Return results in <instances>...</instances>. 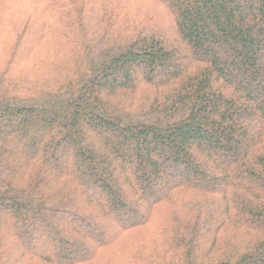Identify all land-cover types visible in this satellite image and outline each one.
<instances>
[{
	"label": "trees",
	"instance_id": "obj_1",
	"mask_svg": "<svg viewBox=\"0 0 264 264\" xmlns=\"http://www.w3.org/2000/svg\"><path fill=\"white\" fill-rule=\"evenodd\" d=\"M0 264H264V0H0Z\"/></svg>",
	"mask_w": 264,
	"mask_h": 264
}]
</instances>
